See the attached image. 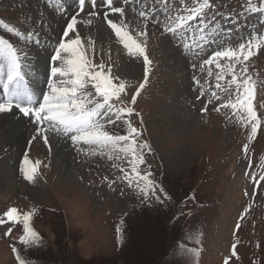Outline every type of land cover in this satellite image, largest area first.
I'll return each instance as SVG.
<instances>
[{"label": "rangeland", "instance_id": "rangeland-1", "mask_svg": "<svg viewBox=\"0 0 264 264\" xmlns=\"http://www.w3.org/2000/svg\"><path fill=\"white\" fill-rule=\"evenodd\" d=\"M200 2L203 0H113V6L124 8L120 16L100 6L99 0L97 8L86 0L84 12L79 11L78 0H0V38L23 50L20 87L33 91L34 102H42L49 91L48 81L54 79L50 57L66 24L77 15L76 31L84 41L87 58L95 65L101 61L111 65L112 73L126 84L124 103L115 106L134 107L125 120L140 133L138 142L146 141L151 148L142 150L143 163L137 162L136 168L142 176L150 173L149 179L155 183L154 192L147 191V181L132 172L130 153H102L94 146L74 144L70 137L61 142L58 136H68L55 131L48 133L47 145L42 139L33 140L40 126L24 116L33 128L18 153L17 147L0 140V218L5 220L0 224V264H18L17 255L26 264H77L78 258L104 259L105 264L109 258L123 264L146 245L148 231L155 233L156 243L144 251L145 258L151 256V250L153 254L159 250L161 238L163 244L165 238L183 234L184 244L197 250L190 256V264H224L234 243L237 257L229 264H264V180L260 179L264 177V44L258 51L254 48L246 62L260 120L257 136L251 141L250 125L242 123L241 111L216 110L234 96L215 87L220 70L203 65L215 50L238 48L249 38L254 44L264 39V12L250 10L251 6L264 7V0H210L214 11L206 12L203 32L200 18L175 34L164 30L169 18L186 15ZM105 11L133 35L146 31L141 38L150 60L146 82L143 57L124 49L107 24ZM142 11L147 19L139 15ZM4 24L25 36L36 35L32 40L17 38ZM213 27L215 34H211ZM201 35L205 41L200 40ZM185 42L191 45L189 49L184 48ZM220 62L225 67L229 64L227 59ZM240 71L237 65L236 72ZM0 73L6 79L7 62L2 58ZM230 79L231 72H226L220 83L226 86ZM141 83L145 86L133 105L131 96ZM87 90L94 92L91 85ZM15 111L12 116L23 115ZM100 120L110 133L127 134L128 124L117 119L115 109ZM244 144L249 146L247 153ZM25 157L30 163L41 162L31 181L25 178L24 169L30 166ZM11 208L21 214L19 223L4 216ZM28 212L34 213L30 224L42 240L40 246L21 243L22 214ZM9 229L11 233L6 235Z\"/></svg>", "mask_w": 264, "mask_h": 264}, {"label": "snow or ice", "instance_id": "snow-or-ice-1", "mask_svg": "<svg viewBox=\"0 0 264 264\" xmlns=\"http://www.w3.org/2000/svg\"><path fill=\"white\" fill-rule=\"evenodd\" d=\"M89 2L92 8L98 7V0H89ZM124 2L127 3V0H124ZM85 3L86 0H78L80 12L85 11ZM99 5L106 6L111 13L120 14V16L124 15V8L113 6V0H99ZM208 10L214 11L213 6L210 0H203L197 6L188 9L186 15L169 18L164 23V30L175 34L182 29L186 30L190 27L189 22L200 18V31L203 32L204 17ZM250 10L253 12H264V7L251 6ZM108 14V11H105L104 18L124 49L130 55L135 54L143 57L146 82L150 60L146 52V43L141 39L147 35L146 31H137L133 35L131 31L127 30L125 24L114 22L108 18ZM89 15L96 16L98 13L90 12ZM139 15L147 19L145 12L142 11ZM77 23V15H73L63 30L62 38L53 50V54L50 57L52 62L50 72L54 79L48 81L49 91L43 94L42 102L39 100L34 102L33 91L27 87L23 89L20 87L21 82L24 80L21 64V52L23 50L17 49L9 41L0 38V58L7 62L6 79L2 78V73H0V85L3 86L8 94V99L0 102V113L11 112L15 108L24 116L34 119L35 123L40 127L37 128V135L33 136L32 139H42L46 145L49 143L48 133L55 131L58 135L70 137L74 144L83 143L94 146V148L100 149L102 153L103 150H107L110 153L117 151L126 154L130 153L133 157L132 172L137 177L147 181V191L154 192L155 183L149 179L150 173L142 176L141 172L136 168L137 162L143 163L142 150L148 149L151 151L150 145L146 141L142 144L139 143L138 136L140 133L137 128L132 126L130 120H125V116H131L135 109L134 107L116 108L115 106L116 102L124 103L122 94L126 92V84L120 82V77L112 73L111 65L106 66L103 61L95 65L92 60L87 58L86 51L83 48L84 41L76 31ZM88 23L90 24L91 20ZM156 23L161 22L156 21ZM3 26L17 38L32 40L33 36L36 35L28 33L25 36V34L10 28L7 24ZM216 31L217 29L213 27L211 34H215ZM38 39V36H36L37 41ZM200 40L205 41V35H201ZM262 44H264V39L259 40L255 44L252 38L242 40L238 44V48L223 47L222 50H215L208 59L203 61V65H215L220 70V73L215 77L217 81L215 87L228 93L230 97L234 96V99L230 98L226 103L219 105L216 110L223 107L231 108L233 112L241 111L240 119L242 123L250 125V133L248 135V140L250 141L257 136L260 120L253 103L255 86L252 77L247 75L248 65L246 62L254 55L253 49L255 48L258 51ZM183 46L186 49L191 47L187 42ZM195 47L201 51L203 50L200 44H196ZM217 47L220 48L219 45ZM222 59L229 61L226 67L220 62ZM237 65H240L241 68L239 74L236 72ZM195 67L196 65L194 64L193 68ZM226 72H231V79L224 86L220 81L225 80ZM211 74V71H209L208 75ZM63 77H68L69 80H60L58 82L55 79ZM89 85L94 89V92L87 90ZM144 86V83H141L139 88L136 89V93L131 96V104H135L137 96ZM233 87L234 92L231 91ZM201 92L203 93V89H201ZM212 96L217 97V93L212 92ZM95 97H99V99ZM114 109L117 119L125 120L128 124L127 134H112L105 130V125L101 123L100 117L112 112ZM202 110L206 111L207 109ZM137 115L139 114L137 113ZM108 122L112 123L113 121L109 119ZM124 145H127V147ZM248 147V144L243 145L245 153H247ZM137 148L141 149L140 153L137 152ZM92 154L95 155L96 152L93 151ZM116 158L119 159V156ZM109 159H112L111 155H109ZM40 163V161L30 163L28 158L25 157V164L30 165L24 169L26 179L34 180ZM121 171L123 172L124 170L121 169ZM125 179H128L127 175H125ZM260 179L264 180V177ZM129 183H132V181L129 180ZM141 191H145V189H141ZM33 214V212L22 214L23 235L21 243L25 246H40L42 244L39 234L30 224ZM4 216L13 223H19L21 220V214L16 208L9 209L4 213ZM3 223H5V220L0 218V224ZM239 228L240 224L238 223L236 226L237 231ZM11 231L12 229H9L5 234L9 235ZM13 251H17L15 247H13ZM232 257H237V244L235 243L231 246V257H226L224 264H229V260ZM17 260L18 264H26V261L20 259L19 255H17Z\"/></svg>", "mask_w": 264, "mask_h": 264}, {"label": "trees", "instance_id": "trees-1", "mask_svg": "<svg viewBox=\"0 0 264 264\" xmlns=\"http://www.w3.org/2000/svg\"><path fill=\"white\" fill-rule=\"evenodd\" d=\"M158 203V202H157ZM170 232V231H169ZM167 233V232H166ZM171 233V232H170ZM148 231L146 233L147 236L144 237V240L146 239V245L141 248L139 247V251L131 260L124 261L123 264H190L189 259L192 254H195L197 250L191 246L187 245V243L184 244V239H181L183 237V234L180 238H176L173 236V238H165L162 242L159 243V250L153 254V250H151V256L146 257V253L144 252L147 249H153L154 245L156 243V237L155 233H152ZM176 254H178V258L176 257ZM108 264H115L114 259L107 258V261H105ZM75 263L77 264H105L104 259L102 260H91V259H80L78 258Z\"/></svg>", "mask_w": 264, "mask_h": 264}, {"label": "bare ground", "instance_id": "bare-ground-1", "mask_svg": "<svg viewBox=\"0 0 264 264\" xmlns=\"http://www.w3.org/2000/svg\"><path fill=\"white\" fill-rule=\"evenodd\" d=\"M120 1V0H119ZM33 4V3H32ZM132 6V5H131ZM71 8V7H70ZM106 10V9H105ZM47 14V13H46ZM147 21V20H146ZM141 23V22H140ZM146 23V22H145ZM50 25V24H49ZM58 30V29H57ZM46 46V45H45ZM46 51V50H45ZM46 53V52H45ZM42 79V78H41ZM25 87V86H24ZM5 90L0 91V98L3 99ZM3 96V97H2ZM15 108L11 112L0 113V140L6 144H11L14 148L17 147V153L21 146H23V142L25 140V135L29 134L32 130L33 126L26 120L24 115L14 114ZM23 116L24 118H22ZM21 117V118H20ZM28 123V124H27ZM64 136V135H63ZM61 142H64V139H68L69 137L58 136ZM28 139V138H27ZM26 139V143H27ZM70 139V138H69ZM63 140V141H62ZM54 141V140H53ZM57 141V140H56ZM68 142V141H67ZM25 143V145H26ZM70 143V142H68ZM71 144V143H70ZM64 145V144H63ZM55 146V145H54ZM56 147V146H55ZM12 148V147H11ZM66 146L61 148L62 151L65 150ZM15 151V150H14ZM10 153H13L11 150ZM21 154V153H20ZM14 158V157H13Z\"/></svg>", "mask_w": 264, "mask_h": 264}]
</instances>
